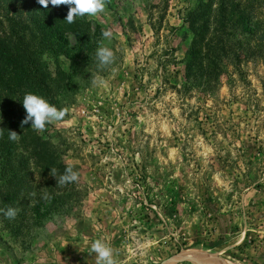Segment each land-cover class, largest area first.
<instances>
[{
  "label": "rangeland",
  "instance_id": "obj_1",
  "mask_svg": "<svg viewBox=\"0 0 264 264\" xmlns=\"http://www.w3.org/2000/svg\"><path fill=\"white\" fill-rule=\"evenodd\" d=\"M252 1L261 27L264 0ZM218 6L110 0L66 26L0 12L1 32L45 44L41 88L68 113L36 133L80 174L51 204L0 201L19 209L0 213V264H96V239L117 264H264V40L214 31ZM101 43L116 57L102 69Z\"/></svg>",
  "mask_w": 264,
  "mask_h": 264
},
{
  "label": "trees",
  "instance_id": "obj_2",
  "mask_svg": "<svg viewBox=\"0 0 264 264\" xmlns=\"http://www.w3.org/2000/svg\"><path fill=\"white\" fill-rule=\"evenodd\" d=\"M220 2L223 3V7H217L218 19L214 20L216 24L214 31L225 36L230 33V28L239 27L245 36L264 40V24L260 27L252 0H220ZM0 12L11 22L16 20V22L35 24L47 20L52 24L55 21H62L63 25H68L64 20L68 12L67 7L49 5L48 8H43L37 0H0ZM22 34L20 29L14 32L0 31V62L3 65L0 67V129H2L0 154H5L7 157L0 156V167L7 170V173L1 174L0 188L4 192L0 193V201L11 203L21 195L22 206H27L31 199L36 201V204L46 201L51 204L59 194L69 190L70 184L61 186L50 175L52 168L58 170L57 175L63 174L66 166L56 160L47 141L33 130L30 123L21 127V121L26 116L25 109L21 107L23 104L14 107V101L19 100L22 89L48 99L49 103L52 100L44 88H41V72L44 68L41 66L35 47L45 44L41 39L36 41L35 38L30 39L31 44H29ZM79 41L80 37H76L75 49ZM226 41L227 39H223L220 35V43ZM219 48H222V45ZM8 81L14 82L19 89L14 86L10 88ZM18 90L17 96H11L12 91ZM21 99L23 102V98ZM9 130L19 134L18 141L9 140ZM33 173L35 176L32 175ZM35 179L40 180L42 186L40 191L33 193L30 184ZM46 192L49 194L45 195Z\"/></svg>",
  "mask_w": 264,
  "mask_h": 264
},
{
  "label": "clouds",
  "instance_id": "obj_3",
  "mask_svg": "<svg viewBox=\"0 0 264 264\" xmlns=\"http://www.w3.org/2000/svg\"><path fill=\"white\" fill-rule=\"evenodd\" d=\"M37 2L43 8H48L49 5L52 7H67L68 12L64 20L68 24H73L76 22L77 17H95L99 13H103L106 10L107 4L110 3V0H37ZM111 35V31L105 30L102 32L104 38H110ZM115 58L114 52L109 47L103 46L102 43L96 50L98 67L101 69L113 64ZM92 83L96 86H106L107 80L96 75L93 77ZM22 104L26 116L21 121V127L30 123L33 130L37 132L44 131L48 124L62 121L68 113L67 108L58 109L44 97L34 93H26ZM0 135H2V129H0ZM18 139L19 134L14 130H9V140L18 141ZM57 171L56 168H52L50 175L61 186L79 181L80 174L71 165L65 168L63 174L57 175ZM45 199H47V196H45ZM0 213H3L5 218L13 220L18 215L19 209L9 206L6 209H0ZM90 251L96 255V264H117L114 258V249L103 239H96L91 244Z\"/></svg>",
  "mask_w": 264,
  "mask_h": 264
},
{
  "label": "bare ground",
  "instance_id": "obj_4",
  "mask_svg": "<svg viewBox=\"0 0 264 264\" xmlns=\"http://www.w3.org/2000/svg\"><path fill=\"white\" fill-rule=\"evenodd\" d=\"M184 254V253H183ZM182 253L180 254V255H183ZM180 255H177V257H174L173 259H172V261H175V260H177V259H179V256ZM184 257V256H183ZM185 257H186V255H185ZM195 257V256H194ZM200 258H202V259H204L203 257H200Z\"/></svg>",
  "mask_w": 264,
  "mask_h": 264
},
{
  "label": "water",
  "instance_id": "obj_5",
  "mask_svg": "<svg viewBox=\"0 0 264 264\" xmlns=\"http://www.w3.org/2000/svg\"><path fill=\"white\" fill-rule=\"evenodd\" d=\"M182 257V255L179 256V258Z\"/></svg>",
  "mask_w": 264,
  "mask_h": 264
}]
</instances>
